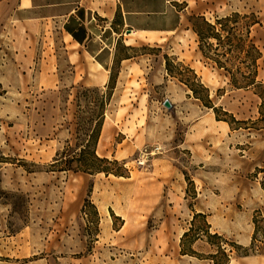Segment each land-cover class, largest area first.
Segmentation results:
<instances>
[{
    "label": "rangeland",
    "instance_id": "374dc122",
    "mask_svg": "<svg viewBox=\"0 0 264 264\" xmlns=\"http://www.w3.org/2000/svg\"><path fill=\"white\" fill-rule=\"evenodd\" d=\"M17 2L0 7V264H226L213 253L264 264V0H173L177 28L159 32L162 41L132 35L123 13L88 22L116 83L98 154L125 176L54 165L86 143L109 82L92 83L95 66L75 67L61 23L25 17ZM234 12L250 15L238 23L244 38L258 20L251 37L263 85L235 87L201 51L193 26ZM238 53L220 57L245 71ZM89 197L99 216L83 211ZM198 212L206 218L196 225L221 237L201 231L187 243L196 255L183 254Z\"/></svg>",
    "mask_w": 264,
    "mask_h": 264
},
{
    "label": "trees",
    "instance_id": "16d2710c",
    "mask_svg": "<svg viewBox=\"0 0 264 264\" xmlns=\"http://www.w3.org/2000/svg\"><path fill=\"white\" fill-rule=\"evenodd\" d=\"M250 18V15L246 14L242 16L239 12H234L231 15L220 17L216 20V22H210L208 21L204 16L202 17L203 21L205 22V29L197 28L193 26L194 31L198 34L199 41H200V48L203 52V55L207 58H212L218 68L224 69L228 72L230 75L231 83L237 87V88H243L248 86H257V85H263V81L258 79L259 76V70H258V60L262 57V51L260 48L256 45L254 39L251 37V27L258 22V20L250 21L246 24V38H244L243 34H239L240 28L238 27L239 20L241 18ZM232 22L233 25L229 26L227 23ZM114 24V23H113ZM222 31H227L226 34V41H223L222 39ZM215 38L217 39V44H214L209 41V39ZM246 42L248 43V48H246ZM228 45L227 50L224 52H220L221 45ZM208 47L207 51L206 48ZM244 52V60L246 70H242V67L235 64L228 66L224 63L222 58L220 56H226L227 54H232V57L234 59H237L240 57V53L238 52ZM212 53L215 56H211ZM129 56L125 57L128 58ZM169 69V68H168ZM238 73H240L243 77V80H241L238 77ZM116 87L114 74L111 73L109 84L107 85V90L104 92V100L102 101V111L98 115V117L95 120V124L93 125L89 138L87 139L86 143L80 147L78 151L74 150L70 154H64L60 155L55 159L54 165L57 167H60L64 165L67 167V169H72L74 171H83L86 173H99V172H105L106 174L114 173L115 175H122L125 176L124 172L119 170H114L112 167L113 164H119V161L117 159L111 160L109 157L106 156H100L97 152V145L101 136L102 128L105 121V115H106V109L108 104L111 101L112 95L114 93V89ZM194 92H196L195 88L193 86L190 87ZM263 102V108H264V93L260 94ZM201 99L200 96H197ZM209 107L213 108L215 112L218 113L219 108L213 104H207ZM218 119H222L225 121H228L225 118H220L217 115ZM235 120V118H234ZM236 122H240L241 120H235ZM230 123V121H229ZM264 187V182H263ZM92 206L95 209V212L99 216L98 208L96 204L91 200V198H87L85 200V204L83 207V211L85 212L86 206ZM206 214L202 212H198L194 215L192 226L189 228V230L185 231L181 238V246H182V252L183 254H192L196 255V251L190 246L187 247V243L194 242L198 238H202L201 231L204 234L207 235L209 238H219L221 237L220 234L212 233L210 231V225L207 222L205 223V226L207 229H203L200 226L196 225V219L198 218H204ZM255 223L256 219H255ZM256 227L258 229L259 224H256ZM256 234L254 235V240L257 238ZM212 244H216L218 248L221 250L223 248V244L219 242H213L210 241ZM225 257H217V253H213L212 259L216 263H227L230 260V256L227 253H224Z\"/></svg>",
    "mask_w": 264,
    "mask_h": 264
},
{
    "label": "crops",
    "instance_id": "0c3cea01",
    "mask_svg": "<svg viewBox=\"0 0 264 264\" xmlns=\"http://www.w3.org/2000/svg\"><path fill=\"white\" fill-rule=\"evenodd\" d=\"M172 1L115 0L112 16L115 12L123 13V22L134 30L171 31L177 28L174 23L176 19L174 21L172 14L168 15L172 10ZM10 2L11 0H0V7H6ZM17 3L20 13H24L25 17L30 15L41 23L44 21L61 23L71 42L69 44L76 49L70 53L75 67H78L77 63L83 65L84 69L95 66L97 75L92 83L103 85L109 82L111 74L104 61L99 58L106 49L101 42L98 44V39L101 41L103 39L88 26V22L96 16L107 18L100 14V10L105 9L102 0H18ZM111 18H108V23ZM92 59L95 64L92 63Z\"/></svg>",
    "mask_w": 264,
    "mask_h": 264
},
{
    "label": "bare ground",
    "instance_id": "6f19581e",
    "mask_svg": "<svg viewBox=\"0 0 264 264\" xmlns=\"http://www.w3.org/2000/svg\"><path fill=\"white\" fill-rule=\"evenodd\" d=\"M102 4L105 6V9H101L100 14L103 16H106L107 18H111L112 8L115 6V0H102ZM159 32L160 31L158 30H132L131 33L132 35H136L143 39L162 41L164 40V38L159 36ZM103 131L107 135V132L109 131V127H106L104 125ZM97 152L100 154L98 149H97ZM141 164H144V160L141 161Z\"/></svg>",
    "mask_w": 264,
    "mask_h": 264
},
{
    "label": "water",
    "instance_id": "95a60500",
    "mask_svg": "<svg viewBox=\"0 0 264 264\" xmlns=\"http://www.w3.org/2000/svg\"><path fill=\"white\" fill-rule=\"evenodd\" d=\"M127 31H128V32H132L131 29H129V30H127ZM164 104H165L166 106H168V107H172V104H171V102H170L169 99H166V100L164 101Z\"/></svg>",
    "mask_w": 264,
    "mask_h": 264
}]
</instances>
